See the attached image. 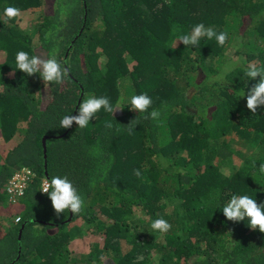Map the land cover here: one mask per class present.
Listing matches in <instances>:
<instances>
[{
    "label": "trees",
    "instance_id": "trees-1",
    "mask_svg": "<svg viewBox=\"0 0 264 264\" xmlns=\"http://www.w3.org/2000/svg\"><path fill=\"white\" fill-rule=\"evenodd\" d=\"M8 6L34 10L33 27L5 17ZM199 23L226 30L225 46L176 44ZM54 50L69 70L63 84L16 68L19 51ZM252 62L264 67V0H0V264L19 249L14 264H264V233L222 212L232 195L264 203V106L256 114L246 106L259 79L245 75ZM145 92L159 121L131 109V97ZM90 96L123 98L122 109L61 128ZM21 168L34 178L22 199L5 202ZM55 175L85 200L66 225L70 211L58 215L41 192ZM157 218L171 230L154 231ZM73 241L85 249L73 252Z\"/></svg>",
    "mask_w": 264,
    "mask_h": 264
},
{
    "label": "clouds",
    "instance_id": "clouds-1",
    "mask_svg": "<svg viewBox=\"0 0 264 264\" xmlns=\"http://www.w3.org/2000/svg\"><path fill=\"white\" fill-rule=\"evenodd\" d=\"M20 15L21 10L18 7L8 6L4 9V16L8 19L17 18ZM176 30L174 26V34ZM203 38H207L208 40L215 39L217 44L223 47L228 42L229 35L226 30L217 32L213 27H206L204 23H199L192 27L190 33L177 36L176 44L177 42H181L185 47H198ZM15 61L18 70L28 76L39 74L41 79L47 84L60 85L63 84L68 77L69 70L62 66L57 59L56 50L46 55H30L26 51H19L16 53ZM233 67L234 66L230 64L226 65L224 70L215 78V82L222 83L226 75L233 70ZM245 75L250 80H257V78H259L258 82L248 89L246 94L247 109L253 114H256L257 109L264 106V67H258L255 62H252L245 70ZM244 96L245 92L240 91V97ZM122 104L123 98L118 99L114 105L107 96L87 97L80 103L78 114L75 116L65 115L60 121V127L67 129L75 123L81 129L86 128L101 109L113 116L116 110L122 109ZM130 104L132 110L139 113H147L144 119H151L153 121L160 120L162 113L158 109H153V99L146 92L133 95ZM149 109L152 110L149 111ZM136 124L137 121L134 120L126 127L129 134H131ZM107 126L112 127L111 123H108ZM234 144L232 143L233 149ZM253 167H255V162L253 163ZM22 170H28L30 172L29 179L22 195L11 198L8 192L9 181L17 175L20 176ZM33 173L34 172L29 168H21L9 179L4 189L5 202L14 203L23 198L29 181L34 178ZM259 173L264 174V164L259 166ZM134 175L138 178H142V173L139 169L134 170ZM41 192L48 195L52 207L58 215L70 211L67 219L61 223L62 225L71 223L73 214L80 215L85 209L84 197L67 176L55 175L51 177V180L45 176L41 182ZM222 212L228 221L241 222L247 219L250 228L253 230L258 229L261 233H264V203H258L252 196L247 194L232 195L223 206ZM19 221L20 217H17L13 222L17 224ZM171 227L172 226L163 218H157L151 224V228L154 231L162 234L169 232ZM16 258L9 264L16 263L19 259L16 260Z\"/></svg>",
    "mask_w": 264,
    "mask_h": 264
},
{
    "label": "rangeland",
    "instance_id": "rangeland-1",
    "mask_svg": "<svg viewBox=\"0 0 264 264\" xmlns=\"http://www.w3.org/2000/svg\"><path fill=\"white\" fill-rule=\"evenodd\" d=\"M36 19V15H35V11L31 10L25 13H22L20 15V22L19 25L22 26L23 29L27 30V29H31L33 27V21ZM33 42L36 43V40L33 39ZM230 136L226 137L225 140H230ZM233 143V142H231ZM234 144V143H233ZM237 148H240V146H236ZM243 150L245 151V149L243 148ZM251 149H247L245 151V154L250 151ZM21 202V201H19ZM14 210L17 209V207L13 208ZM4 227H6V225H4ZM89 239L85 238L84 242L87 243ZM84 242H78V241H73L70 245V249L75 252L76 250L78 251H82L85 249L86 244Z\"/></svg>",
    "mask_w": 264,
    "mask_h": 264
},
{
    "label": "built area",
    "instance_id": "built-area-1",
    "mask_svg": "<svg viewBox=\"0 0 264 264\" xmlns=\"http://www.w3.org/2000/svg\"><path fill=\"white\" fill-rule=\"evenodd\" d=\"M29 176L30 172L28 170H22L20 176L17 175L9 181L8 192L11 198L22 195Z\"/></svg>",
    "mask_w": 264,
    "mask_h": 264
},
{
    "label": "water",
    "instance_id": "water-1",
    "mask_svg": "<svg viewBox=\"0 0 264 264\" xmlns=\"http://www.w3.org/2000/svg\"><path fill=\"white\" fill-rule=\"evenodd\" d=\"M47 137H44L42 139V145H43V158H44V168L46 167V153H45V141H46ZM45 175H46V171H44ZM70 218H71V213H70ZM69 218V220H70ZM68 220V221H69ZM67 221V222H68ZM23 226L21 227V229L19 230V233H18V241L20 240V235H21V230H22ZM19 254H20V250L18 251V256L16 258V260L19 258Z\"/></svg>",
    "mask_w": 264,
    "mask_h": 264
}]
</instances>
